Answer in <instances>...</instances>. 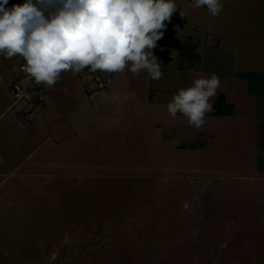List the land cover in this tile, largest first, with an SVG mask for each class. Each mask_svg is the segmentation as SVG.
I'll return each instance as SVG.
<instances>
[{"label": "rangeland", "instance_id": "374dc122", "mask_svg": "<svg viewBox=\"0 0 264 264\" xmlns=\"http://www.w3.org/2000/svg\"><path fill=\"white\" fill-rule=\"evenodd\" d=\"M263 1L221 0L219 16L201 12V31L189 23L182 34L177 27L164 34L152 49L159 80L131 66L120 74L90 66L62 72L52 89L76 80L84 92L60 91V111L44 84L5 113L23 59H4L0 264H264V174L256 155L243 153L245 125L226 130L212 110L197 129L167 111L202 75L222 74L221 83L227 72L231 79L244 66H264ZM96 77L107 85L93 89ZM99 96L101 109L93 106ZM85 101L93 109L79 115Z\"/></svg>", "mask_w": 264, "mask_h": 264}, {"label": "clouds", "instance_id": "9594fccd", "mask_svg": "<svg viewBox=\"0 0 264 264\" xmlns=\"http://www.w3.org/2000/svg\"><path fill=\"white\" fill-rule=\"evenodd\" d=\"M0 0V54L22 57L36 83L54 86L60 74L71 70L123 72L146 70L151 79L162 76L152 49L160 40L177 9L174 0H25L6 8ZM219 16L221 0H195ZM180 15L183 17V13ZM220 79L215 74L194 79L179 89L167 105L175 117L181 113L190 126L199 129L213 110ZM55 255L51 259L55 260Z\"/></svg>", "mask_w": 264, "mask_h": 264}, {"label": "crops", "instance_id": "0c3cea01", "mask_svg": "<svg viewBox=\"0 0 264 264\" xmlns=\"http://www.w3.org/2000/svg\"><path fill=\"white\" fill-rule=\"evenodd\" d=\"M174 2L177 4V9L173 13L170 22L166 21V29H164V34H168L178 28L177 30H174L173 32L179 31V33H183V26L187 24H191L193 29V32H195L197 29L201 31L202 26L204 25L202 23V18H200V14L203 10H205L207 7L203 6L200 8H194L193 7V2L188 3L183 0H174ZM259 10L263 8L264 11V1L259 4ZM231 10V11H230ZM230 11L231 14H234L235 10L233 8H229L227 12ZM183 13V17L180 15V13ZM232 16H235L232 15ZM186 19L191 20V22L187 21ZM229 16L227 17V20H229ZM226 20V21H227ZM171 21L173 22H180L178 25H171ZM168 22V23H167ZM255 23H259V21H255ZM228 23V22H227ZM199 26V27H198ZM167 35V36H168ZM174 35V33H173ZM196 36H199L196 35ZM194 41V40H193ZM193 52L194 54L196 47L200 42L196 40ZM261 45V42H259ZM198 48V47H197ZM235 48L231 46V50L234 52ZM20 61L23 59L22 57L16 56ZM249 57H251L249 55ZM248 57V59H249ZM4 59L6 57L3 54H0V73L5 74L7 71H9L8 63L4 62ZM160 61V60H159ZM256 65V64H255ZM131 66V63H129L126 67L128 68ZM259 67L251 66L250 68H247L244 66V68L235 70L234 72L236 74L235 77H232L231 79L229 78L230 72L226 73V78L224 79L223 82L220 83V85H223V89L220 90L219 93H217L216 98L212 101L213 105L217 101V98L219 94L224 95V102L226 105H230V111L227 114H214L213 111L211 118L215 119L219 123L225 125L226 130H230L232 126H241L243 129V124L245 125V130L247 133H249L250 136H247L248 139H243L242 140V149L244 154H255L256 159H255V168L259 173L264 174V66L261 65L258 62ZM125 67V68H126ZM124 69V71H128V69ZM230 71V70H229ZM118 73V72H117ZM206 73V72H203ZM120 74V72L118 73ZM218 74V72H217ZM8 75V74H7ZM216 75V74H215ZM222 75V74H219ZM217 75V76H219ZM221 80V77H219ZM49 99L48 101L50 102L51 106L53 108H60V104L58 106V101L61 103V99L59 100V94L60 91L64 92L67 96H70L72 92H75L72 96H75L76 98L78 97V94L76 93H81L84 92V88L82 83L76 84V80L72 81V85L68 84L66 86L58 87L55 89L49 88ZM114 94V93H113ZM61 96V95H60ZM113 96V95H112ZM97 105H93L94 107L101 109V96L98 97L97 99ZM103 100H112V97H107V93L103 95ZM11 103V102H10ZM10 103L7 104L6 109L4 112L7 110L8 106ZM90 102H82V106H79L80 110L79 115H84V112H88L87 110L91 111L93 107L89 105ZM62 104V103H61ZM81 105V104H80ZM58 108V109H59ZM60 111V110H56ZM6 113V112H5ZM47 114L50 117V112H47ZM101 120V113L97 116ZM72 119H78V117L74 118V116H70ZM226 120V121H224ZM249 131V132H248ZM245 135V133L243 134ZM242 136V135H241ZM239 137V135H238Z\"/></svg>", "mask_w": 264, "mask_h": 264}, {"label": "built area", "instance_id": "2783aa9c", "mask_svg": "<svg viewBox=\"0 0 264 264\" xmlns=\"http://www.w3.org/2000/svg\"><path fill=\"white\" fill-rule=\"evenodd\" d=\"M158 45L160 46V44ZM160 47H163V45H161ZM18 71L19 78L10 86L13 95V100L8 106V110L12 111L16 110V106L19 102L32 101L44 85V83L37 84L35 79L30 75V73H28L25 60H23V62H21V64L18 66ZM96 79H99V77H96ZM96 82L95 84H97L98 87L95 84L91 85L92 88L95 90L104 88L107 85V82H105L101 78L99 79L98 83Z\"/></svg>", "mask_w": 264, "mask_h": 264}, {"label": "trees", "instance_id": "16d2710c", "mask_svg": "<svg viewBox=\"0 0 264 264\" xmlns=\"http://www.w3.org/2000/svg\"><path fill=\"white\" fill-rule=\"evenodd\" d=\"M180 46H182V44H180ZM195 46V45H194ZM193 47H189V49L193 52ZM190 58L193 54H189ZM195 55V54H194ZM195 57H198L195 55ZM230 111V105H226L224 102V95L223 94H219L217 101L214 103L213 105V113L214 114H227Z\"/></svg>", "mask_w": 264, "mask_h": 264}]
</instances>
